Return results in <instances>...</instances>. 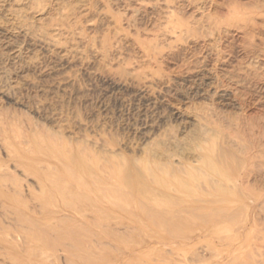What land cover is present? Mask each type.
<instances>
[{
  "label": "rangeland",
  "instance_id": "374dc122",
  "mask_svg": "<svg viewBox=\"0 0 264 264\" xmlns=\"http://www.w3.org/2000/svg\"><path fill=\"white\" fill-rule=\"evenodd\" d=\"M165 1L174 17L187 22L190 30L156 42L155 31L164 26L163 5L155 6L149 0H64L67 8L76 11L79 32L78 38L65 33L58 36L79 52L66 62L37 42V36L56 17L58 5L53 0H0V112L15 122L17 132L21 127L19 132L31 135L32 131L43 140L54 137L58 143L61 140L59 145L74 150L81 145L88 151H105L130 165L145 161L195 164L194 149L199 142L222 137L243 142L256 137L258 129L264 133V0ZM140 2L146 6L140 7ZM103 34L110 37L105 56L99 51ZM115 40L117 47L112 45ZM201 67L211 79L198 74ZM103 139L110 145L102 147ZM30 144L29 149L36 152ZM4 150L0 146L1 169L14 176L21 192L13 199L8 193L0 194V264H13L9 257L15 252L9 241L14 238L20 245L33 246L45 233L39 228L42 222L38 227V222L27 218L30 211L24 199L32 194L41 197V204L35 205L39 211L47 207L54 211L64 199L53 200L39 191L32 172L34 159L27 157V163L14 167ZM260 159L253 167L256 170L264 156ZM24 168L28 174L22 172ZM5 183L9 186V181ZM246 185L249 194L264 193L262 177H250ZM262 199L256 203L248 198L232 203L223 200L219 204L228 210L196 215L224 216L213 228L197 222L186 226L183 220L195 219V215L171 210V219L175 222L183 217L181 223L152 224L140 215L144 220L133 228H110L107 223L108 231L97 224L92 229L91 224L82 230L83 242L81 233L73 235L80 244L73 241L72 249L60 234L56 233L61 243L47 233L60 249L68 248L76 255L83 248L93 251L79 260L58 250L59 256H50L41 264H97L114 256L120 257L119 264H264ZM62 220L50 228L67 234L61 230L78 225L76 219ZM116 227L122 232L118 228V234Z\"/></svg>",
  "mask_w": 264,
  "mask_h": 264
},
{
  "label": "bare ground",
  "instance_id": "6f19581e",
  "mask_svg": "<svg viewBox=\"0 0 264 264\" xmlns=\"http://www.w3.org/2000/svg\"><path fill=\"white\" fill-rule=\"evenodd\" d=\"M53 1L58 5L56 17L51 23H49L48 26L44 28V34L37 36V42L42 48L56 52L60 57V61H63L64 59L67 62L69 57L79 53L78 49L73 45H66L62 43L58 36L65 33L72 36L73 38H78V16L76 15L75 9H69L66 7L64 0ZM149 1H151L155 6L163 5L165 8V13L162 16V18H164L162 21L164 22V26L155 31L154 40L156 42L159 38H164L165 40H170L171 37L177 38L180 34L186 33L190 30V26L187 22H184V20L181 21L180 19L174 17L171 6L165 0ZM139 6L145 7L146 4L144 2H140ZM78 9L80 10L81 7H78ZM154 40L153 42L155 43ZM118 43L119 42L115 40L114 44L112 43V45L117 47ZM151 43L152 42H150V44ZM109 47L110 37L106 34H103L100 38V53L105 56ZM95 53L97 54L98 52ZM198 74L201 77H205L207 80L211 79V76H209V73L206 69L202 68L201 72ZM4 114L5 113L0 112V146L5 149L4 151L6 156L14 163V167L23 165L25 160L28 161L27 157L34 159L36 165L34 166L33 163L34 167L32 172L37 181L36 185H39V191L41 193L43 192L48 194V197L53 200L56 197H62V199H64V202L57 206L54 211L49 210L48 207L45 210L39 211L36 209L35 205L38 203L41 204V197L33 194L29 195V198H26L27 196L25 197L26 199L23 201L25 208L26 210L30 211V215H27V218L30 220V222H38V227L40 226L39 223L42 222L44 225L39 228H41L40 231L44 229L45 231L43 230V232L45 233L41 234L44 235L43 237L41 236L38 238L36 236L39 240H37L33 246L29 244V246H25L24 242L20 245L19 243L14 242V238V241H9V245H11L15 252L14 255L10 257L8 256L11 260H13L11 262L13 264H19V261L25 262L24 264H41L50 256L52 258L53 256L55 257L58 255V250L65 252L69 259L74 256L78 257L79 260H81V258L85 259L86 257L90 256L93 249L90 252L89 250L83 248V250H81V252H83H79L82 256L76 255L74 251L73 253L71 250H67L68 248H58L59 246L55 244V240L59 239L60 242L61 237V240H67V245H74L76 242L73 241L76 240L79 242V240L75 239L77 237L75 236L74 238L73 235L81 233L82 236L84 233H82V230H85L86 228V230H88L89 226L93 225L92 229L93 227L97 226L98 228L101 226L100 228L102 229V227L105 226L103 229H106L108 225L110 228H113L110 225H114L119 226L120 228L122 227L123 229V227L128 228L129 225L132 227L133 224H137L139 220L141 221L142 217L147 219V221L145 220L146 222L152 221V224L162 223L166 226H169L171 223H181L183 217L182 219L179 217V219L175 218V222L171 219V210L176 211L175 213L180 212V214L181 212L191 213L195 215V219L196 217L198 218V220H195L194 217H192L193 219L189 221L184 219L185 221L183 220L182 223H186V226H193L198 223L200 225L210 224L213 228V226H216V224L221 223L220 220L224 216L217 215V218H212L209 216V218L204 217V219L201 216L198 217L196 215H199V213L211 212L212 210L215 212L216 210L220 209L228 210L230 207L228 208V206H220L219 202L223 200L227 201V203H232L238 198H248V200L256 203L264 196V193H255L253 195L249 194L246 185L250 177L259 176L264 178V162H262V165L260 164V169H254V165H256L257 161H259V159L263 158L264 156L262 154V149L264 146V133H262L259 129L257 130L259 134H257L256 137L252 136L249 139L244 140V143L239 138H228L224 140L223 137L219 140L207 139L206 141L197 143L194 150L196 151V159H198L197 163L195 164L190 162H180L178 165L174 166L171 165V162L169 161H156L153 163H148L145 161L140 165H137L136 163L130 165L128 163H124V160H119V158L116 156L109 155V153H106L105 151L98 152L94 150L91 151V149L88 151L89 149L87 150L81 145V148L74 150L71 148V146H65L64 144H62V146L59 145L61 140L58 143L54 137H50V139H44V141L40 135L36 136L38 133L35 134L31 131V135H28V133L24 134L19 132L21 131L19 129L21 127H16L18 129L17 132L15 129L16 125L14 126L15 122L13 123L12 120L10 121L7 118L8 115ZM252 131H255V127H252ZM30 142L34 145V147L37 148L36 152L29 149L31 145ZM101 143H103L102 147H106L105 145H110L109 142L104 139L101 141ZM26 151H28V153ZM29 166H31L30 163ZM58 166H61L62 169L60 170ZM3 171L4 170L1 169L0 164V194L4 195L5 197V195H7L5 193H8L9 197L13 199L12 196H16L18 193H21L18 192L20 188L17 189L16 185L14 184V176L12 178L11 175L8 176L3 173ZM22 172L28 174V171L25 168L22 170ZM7 181H9V186L7 183H5ZM29 201L30 203L33 202V204H30ZM45 206H43V208ZM58 214L61 216H58ZM140 215H142V217H140ZM63 218H69L72 220L76 219L78 222L76 223L78 225L73 226L71 224L72 226H70V229H60L61 231L67 232V234L64 232V234L54 232L55 229H51L50 226L52 224L55 226L54 223L61 224ZM68 222H70V220ZM99 223L102 224L99 225ZM103 223H105V225ZM107 223L109 224L107 225ZM94 224H97V226H94ZM139 224L137 227H139ZM145 224L144 226H146ZM30 228L31 227H28L29 230ZM32 228L31 230H33ZM36 228L37 225L34 229ZM39 228H37V231ZM118 228L117 231L119 234ZM22 229L28 230L25 228ZM107 229L109 231V228ZM30 232L34 233L33 231ZM70 232H72V235ZM120 232H122L121 229ZM47 233L56 235V237L54 236L55 240L52 238L55 243H52V241H50L51 239H48L49 237L47 238ZM56 233L58 235L60 234V237H58ZM101 233H103V231ZM2 234L3 233H1V235ZM8 236L10 235H7V237ZM96 236L98 235L96 234ZM2 238L3 236L1 239ZM81 239L80 242L86 240L84 237ZM114 239H116V237ZM167 239L168 238H166V241H168ZM94 240L96 242L97 239ZM139 241L138 244L140 243ZM136 243H134V245ZM86 244L88 245V242ZM143 244H145V241ZM89 245L91 244L89 243ZM92 245L95 244L92 243ZM129 246L130 245L127 246L126 244V247L129 248ZM138 246H140V244ZM130 249L131 248H129V250ZM131 255H133V253H131ZM119 258L120 257L118 256H114L113 259L106 263L97 264H117ZM66 260H68V258Z\"/></svg>",
  "mask_w": 264,
  "mask_h": 264
}]
</instances>
